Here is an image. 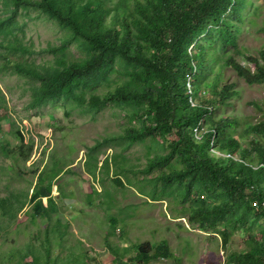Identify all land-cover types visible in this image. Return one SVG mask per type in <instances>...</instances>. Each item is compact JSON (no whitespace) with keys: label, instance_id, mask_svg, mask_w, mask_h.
Returning <instances> with one entry per match:
<instances>
[{"label":"trees","instance_id":"1","mask_svg":"<svg viewBox=\"0 0 264 264\" xmlns=\"http://www.w3.org/2000/svg\"><path fill=\"white\" fill-rule=\"evenodd\" d=\"M250 5L251 0H0L1 68L33 83L28 108L63 101L92 114L112 104L125 111L129 125L123 133L88 149L90 171L99 165L96 152L103 143L124 141L125 150L162 138L159 144L167 152L150 157L141 171L147 176L161 173L150 182L153 202L175 197L180 212L190 213L188 221L217 233L222 247L243 231L246 248L230 252L224 264H264V211L253 205L264 200V101L257 105L261 120L250 123L242 135L236 118L214 115L232 106L237 94L223 80L224 68L246 84L264 85V48L246 53L239 43L238 25ZM30 12L36 13L34 20L43 17L64 31L59 43L37 48L23 42L33 19ZM25 15L28 20L21 22ZM24 56L52 60L37 63ZM190 77L194 106L187 89ZM4 98L1 93L0 101ZM8 114L0 102V154L12 160L7 194L0 196V237L20 214L48 224L21 247L0 254V264H86L88 257L70 259L69 223L60 217L54 187L42 186V175L34 185L24 179V171L16 170L19 161L25 165L32 159L35 144L27 142L13 121L9 133L17 142L7 148L2 136ZM110 161L106 158L102 166L110 170ZM30 174L34 176V169ZM119 174L115 182L123 186ZM14 175L27 187H15L10 182ZM62 191L60 187L64 198ZM108 245L115 260L106 264H149L153 257L172 254L165 240L154 249L147 241L137 244L136 255L125 258L117 245L109 240Z\"/></svg>","mask_w":264,"mask_h":264},{"label":"rangeland","instance_id":"2","mask_svg":"<svg viewBox=\"0 0 264 264\" xmlns=\"http://www.w3.org/2000/svg\"><path fill=\"white\" fill-rule=\"evenodd\" d=\"M251 1L252 5L243 12L242 24L238 25L239 43L246 47V53L264 48V33L261 31L264 0ZM29 15L33 19L22 37L25 44L39 48L60 42L64 31L57 24L43 17L34 20V12ZM24 20H28L26 15L20 18L21 22ZM24 60L44 63L51 61L52 57L24 56ZM238 60L248 65L244 57ZM2 63L0 58V92L5 97L0 102L11 116L4 121L2 139L8 149L14 147L17 141L9 132L10 124L15 121L27 142H34L32 159L25 165L19 161L16 170L24 171V179L34 185L42 175L41 185L54 187L55 199L62 207L60 217L69 223L68 239L73 244L71 260L88 257L85 258L86 264H106L115 260V252L108 245V240L114 248L115 245L119 247L123 258L135 256V246L142 242L151 243L154 249L162 240L167 241L172 254L153 257L149 264H223L230 252L246 248L243 231L230 236L228 244L222 247L217 233L201 231L188 221L190 213L180 212L182 206L176 203L175 197L153 202L150 182L161 173L156 171L147 176L141 171L150 157L167 152L159 144L162 138L155 144L150 141L136 143L125 150L127 142L124 141L103 143L96 152L99 165L90 171L86 166L91 154L88 149L106 138L123 133L129 125L125 111L112 104L92 114L81 112L73 104L63 101L32 110L28 104L33 83L12 70L1 68ZM221 76L234 85L233 90L237 94L232 98V106L222 107L214 115L217 118L222 115L236 118L239 122L237 132L242 135L250 123L261 120L257 105L264 101V85L246 84L230 68H224ZM170 140L172 142L174 138ZM106 158L111 160L110 170L102 166ZM11 163V159L0 154V196L7 194V167ZM117 164L122 165L120 169L123 170H119ZM31 169H34V176L30 174ZM118 173L123 186L115 182V174ZM10 182L17 188L27 187L25 180L17 175ZM60 187H63L64 198L58 193ZM199 198L197 196V200ZM47 224V220L33 222L29 215L20 214L13 227L1 231L0 254L13 247H21L33 233L45 229Z\"/></svg>","mask_w":264,"mask_h":264},{"label":"built area","instance_id":"3","mask_svg":"<svg viewBox=\"0 0 264 264\" xmlns=\"http://www.w3.org/2000/svg\"><path fill=\"white\" fill-rule=\"evenodd\" d=\"M192 72L194 73L195 72V68L192 69ZM192 77H190L187 81V89H188V93L191 95V102H192V106H194V103H193V87H192ZM201 94H204L203 91H201ZM253 205L255 206V208H260L264 211V200L260 201V202H253Z\"/></svg>","mask_w":264,"mask_h":264},{"label":"crops","instance_id":"4","mask_svg":"<svg viewBox=\"0 0 264 264\" xmlns=\"http://www.w3.org/2000/svg\"><path fill=\"white\" fill-rule=\"evenodd\" d=\"M225 262H223V264H224Z\"/></svg>","mask_w":264,"mask_h":264}]
</instances>
